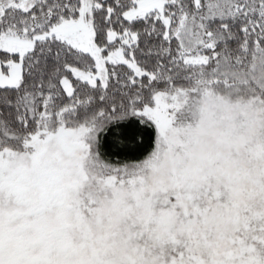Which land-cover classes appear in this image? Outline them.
<instances>
[{"label":"snow or ice","instance_id":"obj_1","mask_svg":"<svg viewBox=\"0 0 264 264\" xmlns=\"http://www.w3.org/2000/svg\"><path fill=\"white\" fill-rule=\"evenodd\" d=\"M0 264H264V0H0Z\"/></svg>","mask_w":264,"mask_h":264}]
</instances>
